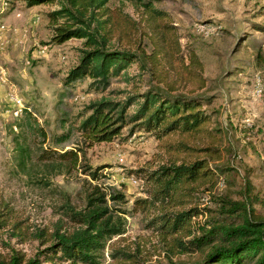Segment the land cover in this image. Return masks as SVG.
Here are the masks:
<instances>
[{"label": "rangeland", "instance_id": "rangeland-1", "mask_svg": "<svg viewBox=\"0 0 264 264\" xmlns=\"http://www.w3.org/2000/svg\"><path fill=\"white\" fill-rule=\"evenodd\" d=\"M29 1L0 0V207L11 214L10 225L0 232V257L19 252L27 259L52 264L39 256L47 246L32 234L38 228L53 232L58 225L74 228L63 209L65 196L82 208L86 192L97 183L80 170L52 167L46 156L81 146L84 164L93 170L101 168L100 184L117 188L128 199L122 207L128 212L124 215L127 232L110 243L140 245L152 254L150 264L166 262L165 244L146 229L144 215L133 211L135 201L146 198L142 170L162 164L157 138L128 127L112 142L86 148L78 133L93 102L110 92L143 94L149 88L148 77L141 83L134 64L129 70L131 80H114L106 94L91 90L89 79L66 86V77L79 63L82 41L54 44L49 14L60 9L59 0L36 6H30ZM154 4L174 28L182 50H194L203 63L208 79L207 89L201 93L207 99L204 110L222 136L224 158L215 166L224 172L217 187L204 196L201 207L215 209L220 197L243 200L245 188L251 185L258 198L253 208L264 216V0H154ZM109 5L122 6L149 29L147 16L131 2L110 0ZM41 48H47L45 54L39 53ZM15 94L22 99L23 114L16 115ZM126 96L112 98L123 100ZM69 130L74 142L70 146L59 142ZM105 186L101 189L107 192ZM204 221L203 217L200 222ZM14 223L30 229V235H19ZM198 257L185 255L176 260ZM102 263L115 264L109 248Z\"/></svg>", "mask_w": 264, "mask_h": 264}, {"label": "trees", "instance_id": "trees-1", "mask_svg": "<svg viewBox=\"0 0 264 264\" xmlns=\"http://www.w3.org/2000/svg\"><path fill=\"white\" fill-rule=\"evenodd\" d=\"M46 1L30 0L29 5ZM125 1L147 16L149 29L122 6H110V0H59L60 9L49 14L54 44L82 41L79 63L66 77V86L89 79L91 90L106 94L114 80H131L129 70L134 64L141 83L148 77L149 88L143 94L110 92L89 106L78 126L82 145L90 148L112 142L128 127L159 141L162 164L142 170L146 198L136 200L133 209L144 215L146 229L165 244L166 262L158 264H264V216L253 208L258 198L251 185L245 188L243 200L226 196L217 200L215 209L201 207L224 172L215 166L224 158L221 132L204 110L207 99L201 96L208 85L203 63L194 50H182L174 28L154 0H120ZM124 94L123 100L112 98ZM59 142L74 144L72 130L60 136ZM84 158L81 146L46 156L52 167L80 170L97 184L86 192L82 208L65 196L63 209L74 228L36 229L33 239L47 246L39 256L52 264H103L109 248L115 264H150L152 254L140 245L110 243L127 232L124 215L128 212L122 207L128 199L117 188L100 184L101 168L93 170ZM200 216L204 222L195 221ZM10 223V212L0 207V232ZM14 228L19 235H30V229H22L19 223ZM185 255L199 257L176 260ZM0 264H41V260L15 252L0 257Z\"/></svg>", "mask_w": 264, "mask_h": 264}, {"label": "built area", "instance_id": "built-area-1", "mask_svg": "<svg viewBox=\"0 0 264 264\" xmlns=\"http://www.w3.org/2000/svg\"><path fill=\"white\" fill-rule=\"evenodd\" d=\"M47 48H41L40 52L41 54H45L46 53ZM12 101L15 103V105L18 107V110L16 111V115L19 114H23L24 112V105L22 102V99L19 98V96H17L16 94L12 97ZM203 219V216H200L199 218L195 219V221H201Z\"/></svg>", "mask_w": 264, "mask_h": 264}]
</instances>
